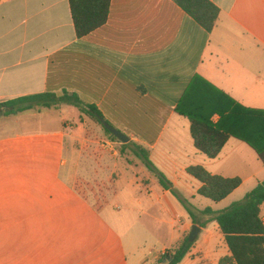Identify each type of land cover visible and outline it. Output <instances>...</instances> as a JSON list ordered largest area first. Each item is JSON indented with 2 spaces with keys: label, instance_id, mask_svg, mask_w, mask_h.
<instances>
[{
  "label": "crops",
  "instance_id": "0c3cea01",
  "mask_svg": "<svg viewBox=\"0 0 264 264\" xmlns=\"http://www.w3.org/2000/svg\"><path fill=\"white\" fill-rule=\"evenodd\" d=\"M209 1L219 10L210 33L171 0H111L106 24L78 39L68 0H0V103L48 91L77 94L146 148L171 190L194 203L189 216L152 181L146 200L163 239L152 233L146 250L119 229V192L96 207L78 189V167L95 141L105 151L118 142L101 137L100 126L74 106L0 115V264H159L193 226L200 232L179 264H218L229 255L203 211L242 199L264 181V164L233 138L215 159L206 158L191 137L178 136L179 119L189 122L174 109L199 76L240 105L264 110V0ZM199 165L241 185L219 203L201 202V184L186 172ZM260 216L264 221V205Z\"/></svg>",
  "mask_w": 264,
  "mask_h": 264
},
{
  "label": "trees",
  "instance_id": "16d2710c",
  "mask_svg": "<svg viewBox=\"0 0 264 264\" xmlns=\"http://www.w3.org/2000/svg\"><path fill=\"white\" fill-rule=\"evenodd\" d=\"M171 1L205 32L212 31L219 10L209 0ZM68 4L76 37L81 39L106 24L111 0H68ZM59 105L76 107L81 114L93 119L107 137L120 144L103 127L101 121L109 122L94 105L86 106L77 94L65 90L59 94L48 91L0 103V115L7 117ZM174 112L188 120L194 148L206 158L215 159L226 142L233 138L251 148L264 164V110L244 107L201 77L194 76L178 99ZM214 116L218 117L217 122H213ZM126 149L131 150L154 174L161 188L174 194L170 182L150 161L146 148L132 142L120 144L121 154ZM186 172L201 184L197 194L213 203L226 199L241 185L239 178L211 175L201 166H190ZM179 201L185 206L188 215L192 216L185 203ZM262 205L264 181L258 183L241 201L232 203L222 211L213 212L210 208L203 211L217 224L229 252L218 264H264V221L260 216ZM188 237L185 236L167 251L160 258L159 264H179L195 242H189Z\"/></svg>",
  "mask_w": 264,
  "mask_h": 264
},
{
  "label": "rangeland",
  "instance_id": "374dc122",
  "mask_svg": "<svg viewBox=\"0 0 264 264\" xmlns=\"http://www.w3.org/2000/svg\"><path fill=\"white\" fill-rule=\"evenodd\" d=\"M179 120L176 128L178 136L181 137L183 141H190L189 128L185 123L187 121L183 119ZM180 122L184 125H181ZM99 130V133L103 135L101 137H105L100 127ZM92 136V139L95 140V133H93ZM95 143L96 145H93V150H91L90 155L87 156V154H84L85 158L81 159L80 166L78 167V189H81L82 193H84L87 199L96 207H100V204L104 203V200L111 202L110 200L119 192L120 196L116 201V206L118 209L117 211H119L122 216L121 225L119 227L120 231L124 236L126 235L127 238L131 236L135 242L142 243L146 250H149V248L152 249V233L154 234L156 232L157 239L159 240L163 239V235L161 229L159 230V228L152 227V218L150 217L152 204L146 200V197L149 196L151 197L150 200L152 199V181L155 182V186L157 187L159 186L158 180L131 150L126 149L123 151V154H121L120 146L116 143L112 146V149L108 148L105 151V149L100 147L103 142L95 141ZM97 149H100L99 152ZM102 157L103 159H101ZM187 178L189 181H193L197 184V181L191 177ZM133 186L135 187L136 193H134L135 190ZM130 195H132V197ZM172 195L180 202L175 191ZM197 198L201 202L214 204L203 197L199 196ZM242 199L235 202H239ZM187 203H189L188 206L185 204L187 207H192L194 205L191 201ZM181 205L185 210V206H183V204ZM149 209L151 210L149 211ZM201 240L202 235L199 236L197 242H201ZM220 245L221 242L215 240L213 252L220 251ZM174 247L175 245L172 248Z\"/></svg>",
  "mask_w": 264,
  "mask_h": 264
},
{
  "label": "water",
  "instance_id": "95a60500",
  "mask_svg": "<svg viewBox=\"0 0 264 264\" xmlns=\"http://www.w3.org/2000/svg\"><path fill=\"white\" fill-rule=\"evenodd\" d=\"M103 127L110 133L112 134L121 144H127L129 142V138L121 133L120 131L116 130L109 124H107L105 121H101ZM200 229L197 226H193L191 229V232L189 234V242H193L197 235L199 234Z\"/></svg>",
  "mask_w": 264,
  "mask_h": 264
}]
</instances>
